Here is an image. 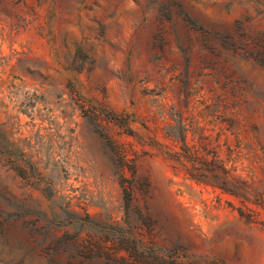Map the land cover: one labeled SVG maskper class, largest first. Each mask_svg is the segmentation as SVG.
<instances>
[{"label": "rangeland", "instance_id": "obj_1", "mask_svg": "<svg viewBox=\"0 0 264 264\" xmlns=\"http://www.w3.org/2000/svg\"><path fill=\"white\" fill-rule=\"evenodd\" d=\"M0 264H264V0H0Z\"/></svg>", "mask_w": 264, "mask_h": 264}]
</instances>
